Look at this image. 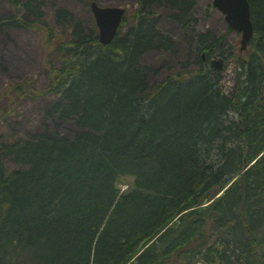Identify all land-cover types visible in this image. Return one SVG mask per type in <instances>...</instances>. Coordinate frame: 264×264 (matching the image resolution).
<instances>
[{
  "label": "trees",
  "instance_id": "1",
  "mask_svg": "<svg viewBox=\"0 0 264 264\" xmlns=\"http://www.w3.org/2000/svg\"><path fill=\"white\" fill-rule=\"evenodd\" d=\"M39 1L7 23L39 33L48 83L0 94V128L24 100L46 107L31 135H0V264H264V0L229 93L211 65L226 34L177 53L164 31L195 27L194 1L136 0L108 46L67 9L59 33ZM154 50L177 56L159 84Z\"/></svg>",
  "mask_w": 264,
  "mask_h": 264
},
{
  "label": "rangeland",
  "instance_id": "2",
  "mask_svg": "<svg viewBox=\"0 0 264 264\" xmlns=\"http://www.w3.org/2000/svg\"><path fill=\"white\" fill-rule=\"evenodd\" d=\"M40 1L42 16L51 19L59 33L64 31L68 35L72 33V25L65 24L62 21L57 23L53 21L60 9L71 11L85 28L96 26L95 18L88 5L91 0ZM188 1H194L192 3V13L198 21L196 26L183 33L181 23L176 18L170 17L165 21L164 31L169 36L172 46L174 45L175 50L178 51L177 53L185 47L189 37L193 38V44L196 47L198 44L196 36L198 34L208 32H212L217 36L226 34V48L230 50L231 56L222 70V78L225 89L229 93L233 89L236 80L234 56L232 54L238 51L241 35L235 31L228 32V24L224 15L214 7V0ZM14 2L21 3V0H0V25L6 23V25L0 27V94L6 88H11L26 79H33L37 87L41 89L46 87L48 83L43 71L44 50L39 33L25 27L7 24L13 17L27 14L21 8H15ZM96 3L101 7H123L128 10L126 15L127 26L122 29L123 33L133 22L132 11L139 8L136 0H97ZM2 19L4 21H1ZM143 62L144 64L149 63V66L151 65L156 69L153 74L149 75V82L155 84H159L166 74L176 70L178 66L175 54H163V51L156 50L144 55ZM45 108L43 99L37 100V102L24 100L19 108V114L14 115L13 118L1 126L0 135L12 130L20 136L31 135L41 122ZM127 181L131 182L132 179H127ZM119 188L122 191L127 190L125 184H120Z\"/></svg>",
  "mask_w": 264,
  "mask_h": 264
},
{
  "label": "water",
  "instance_id": "3",
  "mask_svg": "<svg viewBox=\"0 0 264 264\" xmlns=\"http://www.w3.org/2000/svg\"><path fill=\"white\" fill-rule=\"evenodd\" d=\"M214 6L225 15L230 28L242 34L241 52L245 51L254 37L249 1L214 0ZM91 8L99 28V41L108 46L118 34L125 10L122 8H100L96 3H93ZM212 66L218 71L223 70L224 60L214 59Z\"/></svg>",
  "mask_w": 264,
  "mask_h": 264
},
{
  "label": "bare ground",
  "instance_id": "4",
  "mask_svg": "<svg viewBox=\"0 0 264 264\" xmlns=\"http://www.w3.org/2000/svg\"><path fill=\"white\" fill-rule=\"evenodd\" d=\"M215 57L217 58V56H215ZM143 63H144V62H143ZM146 64H148V65H146ZM146 64H145V65L148 66V67H153V66H151V65L149 66V63H146ZM221 72H222V71H221ZM166 75H167V74H166ZM163 79H164V78H163ZM163 79H162V80H163ZM223 86H224V85H223ZM224 87H225V86H224ZM248 167H249V166H245V170H247Z\"/></svg>",
  "mask_w": 264,
  "mask_h": 264
}]
</instances>
